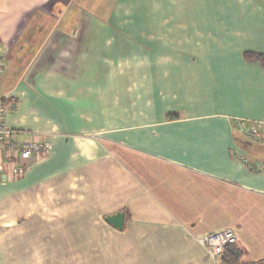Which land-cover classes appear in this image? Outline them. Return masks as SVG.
Segmentation results:
<instances>
[{"label":"crops","instance_id":"obj_1","mask_svg":"<svg viewBox=\"0 0 264 264\" xmlns=\"http://www.w3.org/2000/svg\"><path fill=\"white\" fill-rule=\"evenodd\" d=\"M0 40L8 126L53 142L0 173V264H215L226 228L264 264V0H0Z\"/></svg>","mask_w":264,"mask_h":264},{"label":"built area","instance_id":"obj_2","mask_svg":"<svg viewBox=\"0 0 264 264\" xmlns=\"http://www.w3.org/2000/svg\"><path fill=\"white\" fill-rule=\"evenodd\" d=\"M4 72L5 62L0 58V77ZM6 115V108L0 101V173L8 172L13 166L14 173L21 175L23 168L20 161L29 160L34 156L50 154L53 149V142L50 139L39 138L17 139L18 132L8 126ZM238 125L249 139L257 140L261 137L264 122H258L251 126L245 122H239ZM198 241L206 249L215 264H222L226 249L231 245H237L238 239L234 229L226 228L201 236Z\"/></svg>","mask_w":264,"mask_h":264},{"label":"rangeland","instance_id":"obj_3","mask_svg":"<svg viewBox=\"0 0 264 264\" xmlns=\"http://www.w3.org/2000/svg\"><path fill=\"white\" fill-rule=\"evenodd\" d=\"M109 13H110V11H109ZM11 16H12V14H11ZM114 23H115V20L110 21V23H109L108 26H107V29H110V32H111L112 34H114V36H116V38H114V41L111 43V45H110L109 47H107V48H106V47H102L103 49H108V48H110V49H118L117 46L125 45L124 42H119V41H117V39H124V40H125V37H124V35H125L124 27L116 26ZM106 42H107V41L102 42V45L105 44V46H106ZM120 48H122V47H120ZM87 220H88V219L71 218V219L69 220V222H70V224H71L72 222H75V223L79 224V222H80V223H83L84 221H87ZM89 220H91V221H93V222L97 221L96 218H90ZM57 221H58V222H61L62 220H61V219H58ZM56 224H57V223H55L54 225H56ZM58 224H60V223H58ZM62 229H63V228H60V227H57V228L52 227V228L50 229V231H51L52 234H55V235L59 236L60 233H61V230H62ZM45 246H47V245L39 244V245H38V248H39V250H40L41 248H43V247H45ZM39 250H38V251H39ZM86 251H87V250H86ZM61 252H62V251H57V256L54 255V260H55L56 264H65L64 257H62ZM85 256H86V257H84L85 260L82 258V262H83V260H84V262H86V261H88V260H94V259H95V257H94L93 254H92V251H89V250L87 251V255H85ZM56 257H57V259H56ZM94 262H95V261H94ZM40 264H42V263H40Z\"/></svg>","mask_w":264,"mask_h":264},{"label":"trees","instance_id":"obj_4","mask_svg":"<svg viewBox=\"0 0 264 264\" xmlns=\"http://www.w3.org/2000/svg\"><path fill=\"white\" fill-rule=\"evenodd\" d=\"M1 46V40H0ZM245 59L249 61H256L264 66V53H257L253 51L245 52ZM242 252L236 245H231L226 249L222 259V264H243L241 262Z\"/></svg>","mask_w":264,"mask_h":264},{"label":"water","instance_id":"obj_5","mask_svg":"<svg viewBox=\"0 0 264 264\" xmlns=\"http://www.w3.org/2000/svg\"><path fill=\"white\" fill-rule=\"evenodd\" d=\"M125 220H126V216H125V212L124 211H120L117 212L115 214L112 215H108L105 218V221L109 224L112 225L113 227L122 229L125 225Z\"/></svg>","mask_w":264,"mask_h":264}]
</instances>
